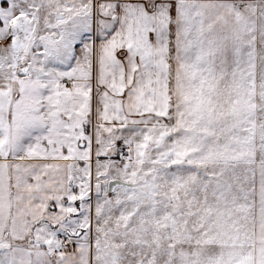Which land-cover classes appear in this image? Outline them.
I'll use <instances>...</instances> for the list:
<instances>
[{
  "label": "snow or ice",
  "instance_id": "1",
  "mask_svg": "<svg viewBox=\"0 0 264 264\" xmlns=\"http://www.w3.org/2000/svg\"><path fill=\"white\" fill-rule=\"evenodd\" d=\"M0 264H264V0H0Z\"/></svg>",
  "mask_w": 264,
  "mask_h": 264
}]
</instances>
